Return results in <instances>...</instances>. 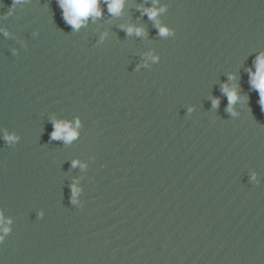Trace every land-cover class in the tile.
<instances>
[{
  "label": "water",
  "instance_id": "95a60500",
  "mask_svg": "<svg viewBox=\"0 0 264 264\" xmlns=\"http://www.w3.org/2000/svg\"><path fill=\"white\" fill-rule=\"evenodd\" d=\"M100 7L0 0V264H264V0Z\"/></svg>",
  "mask_w": 264,
  "mask_h": 264
},
{
  "label": "clouds",
  "instance_id": "9594fccd",
  "mask_svg": "<svg viewBox=\"0 0 264 264\" xmlns=\"http://www.w3.org/2000/svg\"><path fill=\"white\" fill-rule=\"evenodd\" d=\"M57 2L60 8L62 9V15L65 22L71 25L74 29H79L88 20L89 17L97 18L102 15V9L100 7L101 3L107 4V9L109 13L119 14L123 7L124 0H57ZM159 10L162 11L163 9ZM144 11L147 12L149 18H155L158 10L153 7L147 8ZM142 31V28H136L133 26H129L127 28V32L129 34L135 32L137 35H140ZM172 32L173 30L168 29L166 27L160 28L161 35L171 34ZM152 58L154 60L156 59L155 57ZM142 63L146 64L147 60L142 61ZM254 65V71L251 67L248 69L249 84L251 89L258 91L259 104L262 108H264V51L258 54L254 61ZM229 79L234 81L236 79L235 74H230ZM222 91L228 97V111L232 115H236L237 111L234 108V105L238 100L246 101L247 97L240 96L239 88L236 84H233L232 86L225 84L222 88ZM218 104L219 98H213V107L218 106ZM189 111H191V109H189ZM77 124L79 125V121H77ZM66 127V125H62L59 121H54V131L52 133V138H60L62 131H64ZM75 135V132H69L66 138L68 140H71ZM6 139L12 140L13 137L6 136ZM73 166H75V162ZM253 178H255V173L253 174ZM79 191L80 189L74 185L73 203L82 204V201H78L75 195ZM41 215H43V212H41ZM0 222L4 223L2 233H0V243H2L5 239V236L9 232V227L7 226V224L10 223V221L5 222L2 220V212H0Z\"/></svg>",
  "mask_w": 264,
  "mask_h": 264
}]
</instances>
